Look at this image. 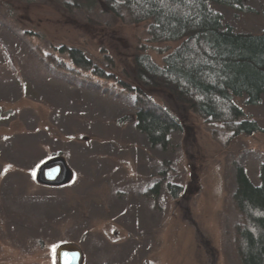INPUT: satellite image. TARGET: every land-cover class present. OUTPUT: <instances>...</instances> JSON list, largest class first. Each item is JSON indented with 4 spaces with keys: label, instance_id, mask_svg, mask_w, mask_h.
<instances>
[{
    "label": "rangeland",
    "instance_id": "obj_1",
    "mask_svg": "<svg viewBox=\"0 0 264 264\" xmlns=\"http://www.w3.org/2000/svg\"><path fill=\"white\" fill-rule=\"evenodd\" d=\"M242 4L212 8L236 32H263L264 0ZM145 24L113 14L106 0H0V264H56L66 243L80 248L81 264H242L235 170L258 183L264 97L255 106L235 99L255 133L234 136L186 112L162 149L135 128L130 94L76 80L47 59L77 47L122 79L146 44L160 66L166 54L147 43ZM56 157L69 181L39 183L38 167ZM167 184L180 187L176 197Z\"/></svg>",
    "mask_w": 264,
    "mask_h": 264
},
{
    "label": "trees",
    "instance_id": "obj_2",
    "mask_svg": "<svg viewBox=\"0 0 264 264\" xmlns=\"http://www.w3.org/2000/svg\"><path fill=\"white\" fill-rule=\"evenodd\" d=\"M115 15L125 12L134 24L145 22L147 43L165 53L155 64L148 45L136 46L122 79L102 68L80 48L59 46L58 54L46 55L52 66L76 80L112 82L130 94L135 128L152 146L166 149L170 134L181 130V116L192 112L204 122L217 124L232 135H250L260 130L246 118L235 102L258 105L264 97V31L241 33L224 22L212 8L218 4L247 10L242 0H106ZM176 42L169 50L168 43ZM157 45H165L159 48ZM110 61V60H108ZM232 200L240 215L234 242L242 264H264V163L258 183L250 181L242 167L235 170ZM176 197L180 187L167 184ZM159 189L155 184L151 193Z\"/></svg>",
    "mask_w": 264,
    "mask_h": 264
},
{
    "label": "water",
    "instance_id": "obj_3",
    "mask_svg": "<svg viewBox=\"0 0 264 264\" xmlns=\"http://www.w3.org/2000/svg\"><path fill=\"white\" fill-rule=\"evenodd\" d=\"M71 170L62 157L52 158L42 163L36 173V180L45 185L66 184L71 177ZM82 252L72 243L60 244L55 249L56 264H81Z\"/></svg>",
    "mask_w": 264,
    "mask_h": 264
}]
</instances>
